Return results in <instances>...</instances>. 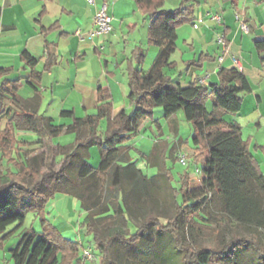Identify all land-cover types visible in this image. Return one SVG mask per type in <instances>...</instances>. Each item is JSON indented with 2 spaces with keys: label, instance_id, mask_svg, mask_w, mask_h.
<instances>
[{
  "label": "trees",
  "instance_id": "trees-1",
  "mask_svg": "<svg viewBox=\"0 0 264 264\" xmlns=\"http://www.w3.org/2000/svg\"><path fill=\"white\" fill-rule=\"evenodd\" d=\"M138 9L151 20L149 44L159 49L152 66L140 69L144 52L136 54V67L129 72L133 112L122 110L112 117L113 102L108 91L99 89L98 111L95 115L76 118L73 111H63L61 117L72 121L57 125L51 118L28 110L30 100L19 96L20 81L6 80L0 85V123L10 117L0 140L21 149L31 143L19 141L16 132H32L38 145L49 146L63 133H74L70 145L51 146L47 152L17 161L13 152L5 150L0 159V239L4 242L14 230L23 225L28 212L42 213L57 194L75 197L86 212L83 224L94 235L96 249L103 264H123L113 259L112 243L128 246L134 259L125 264H231L237 252L245 253L252 247L257 263L264 264V172L251 151L250 140H244L242 127L225 120L242 106L240 97L252 92L245 74L238 68L222 69L216 84L193 83L183 87L163 74L168 57L178 40L179 27L192 24L194 5L183 0L174 10L164 8L167 0H134ZM22 61L35 68L38 60L29 52ZM9 69H0V77ZM6 100L14 105L7 108ZM213 101V111L207 103ZM165 103L176 107L189 106L192 110L193 146L195 163H202V176L196 188L191 187L190 173L185 170L180 185L174 187V175L167 164V145L157 142L150 155H144L158 172L148 177L131 158L129 142L139 126L151 119L157 107ZM18 110H17V109ZM13 111V113H11ZM108 119L107 129L100 132V122ZM160 133L162 128L155 122ZM162 135V133H161ZM98 147V167L89 164L90 149ZM28 154V152H26ZM63 160L54 167L57 156ZM3 160L8 168L3 172ZM47 165V170H44ZM173 194V202L168 201ZM216 210L221 222L250 232L242 236L233 232L231 238L220 240L222 223L218 222L214 238L200 224L203 210ZM140 219L142 225L126 237L121 228H113L104 239L98 226L118 219L123 225ZM165 219L166 223H162ZM44 231L28 232L10 250L13 264H83L81 245L64 238L43 216ZM12 226H15L11 228ZM11 228V229H10ZM187 231L189 238L187 240ZM196 231L199 232L196 234ZM168 236L171 237L169 248ZM237 264V263H235Z\"/></svg>",
  "mask_w": 264,
  "mask_h": 264
},
{
  "label": "crops",
  "instance_id": "crops-1",
  "mask_svg": "<svg viewBox=\"0 0 264 264\" xmlns=\"http://www.w3.org/2000/svg\"><path fill=\"white\" fill-rule=\"evenodd\" d=\"M189 2L194 5L193 23L178 28V40L163 74L183 87L199 83L203 78L206 85L216 84L222 69L237 68L232 57H239L240 70L249 80L252 92L240 95V111L226 115L225 120L239 124L243 137L241 117L255 122L256 131L249 136L251 139L246 140L254 143V150L264 151V137H259L264 125V0ZM96 3L108 5L113 17V31L94 40L80 41L77 32L88 34L94 26L96 8L88 5L86 0H0V69L10 70L0 77V85L6 80L20 81L18 94L24 100H30L28 110H36L38 115L51 118L57 125L72 123L70 119L61 117L63 111H73L76 118L97 114L99 89L111 95L112 117L122 110L131 114L130 64L138 66L135 57L142 50L145 58L140 69L146 72L159 52L157 47L149 44L151 20L138 9L134 0H96ZM182 3L183 0H167L164 8L174 10ZM215 16H219L220 21ZM200 20L203 22L195 29L194 24ZM241 22L247 25L248 32L242 30ZM221 34L228 40L227 53L217 43V36ZM25 51L38 60L35 68L22 61L21 55ZM55 101L62 103L59 108H54ZM5 104L7 108L14 107L10 100ZM168 105L165 103L162 107H167L166 116L178 137V113L184 112L183 118L187 117V124L192 127V110L189 106L178 107V113H174ZM11 116L1 121L0 131L5 130ZM107 125L108 119L105 118L100 122V132L104 133ZM149 125L145 124L143 130ZM161 133L160 136L165 134L163 130ZM15 134L22 138L28 135L35 142L38 139L32 132L15 131ZM138 134L129 142L132 150L138 146L135 141ZM58 138H54L52 144ZM152 140V151L159 141L167 145L166 156L169 159L174 147L159 138L153 137ZM0 264H13L11 254Z\"/></svg>",
  "mask_w": 264,
  "mask_h": 264
},
{
  "label": "rangeland",
  "instance_id": "rangeland-1",
  "mask_svg": "<svg viewBox=\"0 0 264 264\" xmlns=\"http://www.w3.org/2000/svg\"><path fill=\"white\" fill-rule=\"evenodd\" d=\"M147 69V68H146ZM183 84L185 82L183 81ZM73 101L69 102L72 103ZM60 101H55V107H58L61 105ZM130 104V103H129ZM127 104H124L123 106L126 107ZM120 106V104H118ZM169 110L178 113L179 108L176 106L168 105ZM166 108L167 107H157L155 110V113L151 119H147L143 122L142 126L140 125L138 128V136L136 137V143L137 147L134 148L130 152L131 158L133 161L137 163V166L148 176L152 177L154 174L158 172L156 167H151L148 164L147 159L144 157V154L150 153L153 149V137L159 138L161 140H164L168 142V145L173 148V153L170 154V158L167 159L168 166L172 169L174 177V182L172 185L174 187H178L180 185V178L181 175L184 173L185 170H187L190 173L191 176V187L196 188L199 185L201 174L198 175L196 173L197 169L202 170L203 164L202 163H195L192 159H194V148H193V134H192V127H189L187 124V117L185 119L183 118L184 112L178 113V121L180 123L179 127V136H175V132L173 131V125L171 122H169V117L166 116ZM213 110V101L210 100L207 103V112H212ZM53 113V112H51ZM79 114H81V111H79ZM158 120L160 125L162 126V130L164 131V135L160 136V131L158 129L157 124L155 123ZM150 123L149 127L146 130H143L145 124ZM241 123L244 127V139H251L249 136L254 135L253 132L256 131V123L251 122L250 119L248 120L246 117H241ZM264 123V120H263ZM255 127V128H254ZM142 128V129H141ZM143 132L141 133V131ZM18 136V135H17ZM259 137L263 139L264 137V125L262 131L259 133ZM32 137L26 135L25 137L18 136V139L20 140H26L32 143L30 146L26 148L17 149V147L11 146L6 144L5 142L0 140V159L2 158L1 153L5 150H10L13 152V155L17 159V161L26 163L27 158H30L34 155L40 154L42 152H47L49 150V146H40L35 145V140L30 139ZM166 138V139H165ZM151 139V140H150ZM178 139V140H177ZM58 141H55L54 144L51 146H57L62 143V146L70 145L75 142L76 135L74 133H63L61 136H59ZM187 140L189 141L187 144ZM253 144L251 145V149L255 155V157L258 159V161L261 163V169L264 172V151L260 150L256 151L253 149ZM28 152V154H26ZM185 157V160L187 162L186 165H183L180 160L182 157ZM63 160L62 156H57L54 161V167L56 169H59L61 166V162ZM100 162V150L98 147H92L90 149V158H89V164L93 167H98ZM3 172H6L8 168L13 167L9 166L6 160H3ZM44 170H47V165L45 166ZM168 201L173 202L174 196L171 193L167 194ZM44 218L55 228L57 229L61 235L69 239L73 242H76L81 245V252L80 256H82L84 249H91L94 254L97 257L96 261H83V264H103L102 262V255L97 251L96 249V243L94 239V235L90 234L88 232L87 227L83 224L85 218H86V212L82 208V203L75 197H72L70 195L65 194H57L53 199L49 201L44 211L40 214L36 212H28L25 218V221L23 225L18 227L12 235L7 238L4 242L0 239V262L4 260L5 257H10V250L15 248L17 244L20 242L21 238L24 234L28 232H35L37 234H40L44 231V225L42 222V218ZM222 218L221 215L216 211H209V210H203L201 213V218L199 219L200 224H202L203 227H208L206 230V233L209 235L210 240L214 238V232L216 230V227L218 225V222H221ZM162 223H166L165 219H161ZM221 227V233H220V240L221 238L224 241H227L231 238V235L233 232H239L242 236L249 235L250 232L245 229L238 230L235 226L230 224L227 220H223ZM142 225V221L138 218H134L132 221V224H129L127 226L123 225L122 222H119L118 219H112L110 221H105V223H101L98 226L99 233L102 234L104 239H107L109 232L113 228H121L125 233L126 237H129L130 233H134L137 228H139ZM15 226H12L13 228ZM10 228V229H11ZM199 232L196 231V234ZM187 240L189 238V231H187ZM171 237L168 236L167 244H169V248H172V244H170ZM189 241V240H188ZM261 242L264 246V234L261 235ZM128 246L120 244L118 241H115L112 243L111 246V252L113 255V259L116 262H124L129 258L130 260H133L134 257L129 255L128 253ZM237 252L236 255V262H231V264H256L257 263V254L254 252L252 247H247L244 251ZM131 264H138L136 262H131Z\"/></svg>",
  "mask_w": 264,
  "mask_h": 264
},
{
  "label": "built area",
  "instance_id": "built-area-1",
  "mask_svg": "<svg viewBox=\"0 0 264 264\" xmlns=\"http://www.w3.org/2000/svg\"><path fill=\"white\" fill-rule=\"evenodd\" d=\"M87 4L90 6H94L96 8L95 14H94V26L93 29L88 33V34H84L81 31L77 32V36L79 38L80 41H84L86 39H90V40H94L96 38H99L103 35H107L110 34L113 31V17L110 15L109 11H108V5L106 3H101V4H97L96 0H86ZM217 21H220V17L219 16H215L214 17ZM237 19H239V17L237 16ZM203 20H200V22L195 23L194 24V28L197 29L199 27V23H202ZM241 28L243 31L248 32V27L244 22H241ZM217 43L220 44L223 49L224 52H228V40L226 38V36L224 34H221L219 36H217ZM232 60L234 62V64L236 65V67L240 70L242 69V64H241V59L237 56H233ZM205 78L201 79L199 81L200 84H204L205 83ZM264 148V145H263ZM180 162L183 165H186L187 162L185 160V157L183 156L180 160ZM196 173L198 175H202V171L200 169L196 170ZM82 258L84 261H96L97 257L94 254V252L91 249H84L83 254H82Z\"/></svg>",
  "mask_w": 264,
  "mask_h": 264
}]
</instances>
